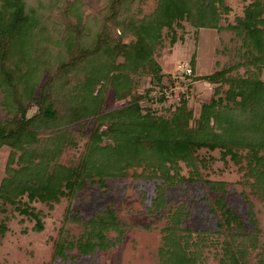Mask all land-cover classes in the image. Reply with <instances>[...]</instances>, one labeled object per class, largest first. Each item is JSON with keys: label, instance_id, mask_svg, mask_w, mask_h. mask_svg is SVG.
Listing matches in <instances>:
<instances>
[{"label": "trees", "instance_id": "1", "mask_svg": "<svg viewBox=\"0 0 264 264\" xmlns=\"http://www.w3.org/2000/svg\"><path fill=\"white\" fill-rule=\"evenodd\" d=\"M86 1L0 0V150L10 148L0 214L16 212L41 232L45 214L36 203L52 209L86 187L106 191L109 180L150 182L145 213L164 219L157 264H203L213 233L225 237L218 264H248L258 247L253 204L246 200L242 214L226 182L203 179L198 152L245 159L252 194L264 200V0H243L242 15L226 26L221 22L231 12L229 0H156L145 14L144 0H97L90 9ZM185 24L230 32L239 42L237 61L195 77L214 86L197 118L185 98L157 107L167 102L162 91L170 83H162L155 50L165 34L173 46ZM194 62L195 54L190 72L182 73L186 78ZM144 78L149 85L139 92ZM118 101L124 104L108 109ZM80 141L78 162L60 163ZM197 184L212 195L214 231L194 229L191 204L170 197L173 189ZM65 215L79 232L59 231L52 264L106 253L132 228L112 205L91 212L69 207ZM7 220L0 221V238Z\"/></svg>", "mask_w": 264, "mask_h": 264}, {"label": "rangeland", "instance_id": "2", "mask_svg": "<svg viewBox=\"0 0 264 264\" xmlns=\"http://www.w3.org/2000/svg\"><path fill=\"white\" fill-rule=\"evenodd\" d=\"M88 8H97V0H87ZM231 12L221 24L226 26L241 16L245 2L243 0H229ZM156 6V0H144L141 5L142 13H150ZM88 12V11H87ZM182 38V39H181ZM131 37L126 40H130ZM239 42L230 32H217L209 28L195 29L188 24L177 30V41L172 46L170 39L164 35L162 43L155 50V60L161 67L162 83L169 79L170 85L162 92L167 96V102L157 107L174 106L180 98H185L189 108L198 117L200 106L211 100L214 86L207 81L197 80L213 73L222 66L232 64L238 60ZM195 54L193 75L188 74L191 69L190 61ZM242 73V70L240 71ZM264 80V69L262 72ZM148 78L140 84L139 92L148 87ZM161 90L156 89L152 95ZM124 101L115 102L108 109L120 107ZM34 112V109L32 110ZM83 150V141L79 142L77 149H66L60 157V163L74 165L79 160ZM10 148L4 146L0 150V181L4 176V168ZM198 158L200 176L211 181H223L228 184L231 204L242 214L248 209L246 200L253 204L258 223V247L247 257L248 264H256L257 260L264 261V200L256 198L250 189L245 176L246 161L241 157L233 161L229 157L221 159L218 150L209 152L201 150ZM186 169H184V172ZM154 184L143 181H133L130 178L109 180L104 191L98 187H86L77 197L61 198L60 202L49 209L45 204L36 203L34 207L45 214L44 226L41 232L33 230L34 222L10 210L0 214V221L5 217L7 231L0 238V264H52L51 256L53 243L58 238L59 231L66 228L69 234L76 235L79 229L76 224L65 222L67 208L74 211L91 212L102 210L112 205L118 213L119 219L132 226L127 231L123 242L111 250L94 258H85L77 264H157V252L161 246V233L164 219L158 216L150 217L145 213V206L153 193ZM172 201L178 204L186 200L191 204L193 218L191 226L196 230H216L215 217L208 210L212 195L197 184L195 186H182L171 190ZM148 228V229H147ZM212 243L204 252L203 264H218L222 254L224 236L215 233L209 234Z\"/></svg>", "mask_w": 264, "mask_h": 264}]
</instances>
